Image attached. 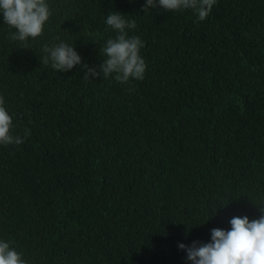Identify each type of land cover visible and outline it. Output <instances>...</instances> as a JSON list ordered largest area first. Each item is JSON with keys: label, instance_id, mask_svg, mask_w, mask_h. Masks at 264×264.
<instances>
[{"label": "trees", "instance_id": "obj_1", "mask_svg": "<svg viewBox=\"0 0 264 264\" xmlns=\"http://www.w3.org/2000/svg\"><path fill=\"white\" fill-rule=\"evenodd\" d=\"M22 49L0 15V97L21 145H0V241L26 264H191L186 250L264 209V0L143 12L146 0H47ZM135 21L143 80L84 81ZM74 47L56 72L45 44ZM25 129L30 135L25 137Z\"/></svg>", "mask_w": 264, "mask_h": 264}, {"label": "clouds", "instance_id": "obj_2", "mask_svg": "<svg viewBox=\"0 0 264 264\" xmlns=\"http://www.w3.org/2000/svg\"><path fill=\"white\" fill-rule=\"evenodd\" d=\"M216 0H146L143 12L149 9L162 8L164 11L178 12L192 10L203 21L209 15ZM0 15L4 24L15 31L10 40L18 41L22 49L29 47L28 41L36 40L44 32L51 11L47 0H0ZM125 15L119 12H110L106 24L113 29L117 36L109 38L99 50L105 59L99 71L88 69L83 77L84 81L102 77H113L120 84H127L130 80H143L146 72V63L140 52L144 47L138 36L129 37L126 29H134L135 21H127ZM45 55L42 63L56 72H67L77 65H81V57L74 47L64 42L42 48ZM4 99L0 97V145H21L24 140L13 135V120L5 109ZM30 135L25 129L24 136ZM261 217L250 221L247 216L233 217L230 221L231 229H213L211 242L198 245L196 242L189 248L179 244L181 250H186L187 259L191 264H264V209L261 208ZM0 264H26L15 249L10 248L8 242L0 241Z\"/></svg>", "mask_w": 264, "mask_h": 264}]
</instances>
